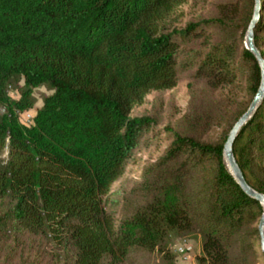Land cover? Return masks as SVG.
I'll return each mask as SVG.
<instances>
[{
  "label": "trees",
  "instance_id": "16d2710c",
  "mask_svg": "<svg viewBox=\"0 0 264 264\" xmlns=\"http://www.w3.org/2000/svg\"><path fill=\"white\" fill-rule=\"evenodd\" d=\"M190 1L0 0V234H25L61 264H175L170 239L197 233L196 264H264L254 225L263 207L223 157L248 106L211 141L131 116L189 70L214 87L240 86L249 103L256 93L260 69L244 44L254 0L219 1L214 14L184 21ZM260 1L254 43L264 58ZM40 86L51 93L37 108ZM30 109L27 126L20 117ZM163 131L164 151L114 200L136 148ZM232 150L264 194V95Z\"/></svg>",
  "mask_w": 264,
  "mask_h": 264
},
{
  "label": "rangeland",
  "instance_id": "374dc122",
  "mask_svg": "<svg viewBox=\"0 0 264 264\" xmlns=\"http://www.w3.org/2000/svg\"><path fill=\"white\" fill-rule=\"evenodd\" d=\"M219 1L225 0H191L183 6L184 21L193 15L214 14ZM49 93L51 91L44 86L34 89V106L40 107L43 95ZM9 94L18 97L14 89H10ZM249 104V98L240 86L214 87L204 78H196L189 70L179 75L175 87L150 92L141 104L133 107L131 116L149 115L154 118L158 128L169 126L173 131L211 141L221 136L234 121L237 111L249 107ZM166 133L163 131L145 136L126 165L123 176L111 187L114 200L121 199L141 179L146 164L164 151L171 139ZM6 154L4 150L1 157L5 159ZM254 225H258V221ZM244 229L245 226L240 233ZM169 246L176 255L175 264H196L195 255L201 251L200 236L197 233L173 236ZM41 247L45 248L44 255ZM52 252L49 246L32 243L25 234H16V238L6 230L0 234V264H61L53 260ZM254 264H263L262 257L256 259Z\"/></svg>",
  "mask_w": 264,
  "mask_h": 264
},
{
  "label": "water",
  "instance_id": "95a60500",
  "mask_svg": "<svg viewBox=\"0 0 264 264\" xmlns=\"http://www.w3.org/2000/svg\"><path fill=\"white\" fill-rule=\"evenodd\" d=\"M260 10H261V1L254 0L252 16L245 32V47L253 53L259 65V69H260L259 86L249 104V107L237 119V121L233 124L230 131L228 132L227 138L223 144V157L229 170L231 171L232 175L234 176L240 187L249 196L259 201V203L263 207V211L260 216L257 228L260 234V248L262 253L264 254V194L254 190L252 187H250L247 184V182L244 179L243 173L235 160L232 150L233 141L237 133L239 132L240 128L246 123V121L251 117L257 106L260 104L262 97L264 95V58L262 57L260 51L258 50V48L255 46L254 43V27L259 19Z\"/></svg>",
  "mask_w": 264,
  "mask_h": 264
},
{
  "label": "built area",
  "instance_id": "2783aa9c",
  "mask_svg": "<svg viewBox=\"0 0 264 264\" xmlns=\"http://www.w3.org/2000/svg\"><path fill=\"white\" fill-rule=\"evenodd\" d=\"M34 118V110H30V116L29 117H20V121L24 125H29V123H33Z\"/></svg>",
  "mask_w": 264,
  "mask_h": 264
},
{
  "label": "bare ground",
  "instance_id": "6f19581e",
  "mask_svg": "<svg viewBox=\"0 0 264 264\" xmlns=\"http://www.w3.org/2000/svg\"><path fill=\"white\" fill-rule=\"evenodd\" d=\"M12 96V95H11ZM13 97V96H12ZM13 98H16V97H13ZM30 110H34V109H30ZM30 110H26V111H23L21 113V117H29L30 116ZM34 116H35V111H34ZM32 125V123H29V125L27 126H30Z\"/></svg>",
  "mask_w": 264,
  "mask_h": 264
}]
</instances>
